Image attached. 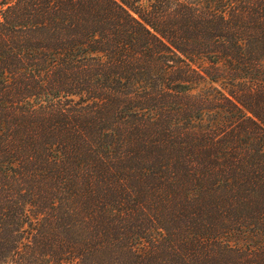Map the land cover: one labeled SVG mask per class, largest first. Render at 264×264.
I'll list each match as a JSON object with an SVG mask.
<instances>
[{"label": "trees", "instance_id": "trees-1", "mask_svg": "<svg viewBox=\"0 0 264 264\" xmlns=\"http://www.w3.org/2000/svg\"><path fill=\"white\" fill-rule=\"evenodd\" d=\"M0 264H264V0H0Z\"/></svg>", "mask_w": 264, "mask_h": 264}]
</instances>
